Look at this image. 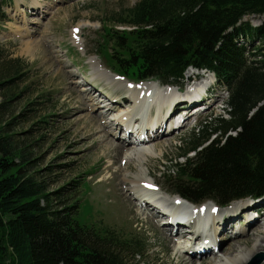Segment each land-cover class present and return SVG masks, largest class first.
Listing matches in <instances>:
<instances>
[{
	"label": "trees",
	"instance_id": "1",
	"mask_svg": "<svg viewBox=\"0 0 264 264\" xmlns=\"http://www.w3.org/2000/svg\"><path fill=\"white\" fill-rule=\"evenodd\" d=\"M5 4L0 1V26L10 20ZM252 15L264 16V0H139L115 14L118 24L134 28L127 35L137 45L118 59L122 76L178 86L192 67L212 73L228 93V117L206 118L183 140L178 161L184 163L164 175L169 192L193 204L224 207L264 197V24L245 21ZM127 44V36L117 37L119 48ZM21 84L20 93H33L23 59L0 65V264H143L142 241L82 226L79 200L69 203L73 195L64 196L65 189L48 191L32 158L40 139L17 138L19 126L34 118L33 102L11 113ZM67 197L55 205V198Z\"/></svg>",
	"mask_w": 264,
	"mask_h": 264
},
{
	"label": "rangeland",
	"instance_id": "2",
	"mask_svg": "<svg viewBox=\"0 0 264 264\" xmlns=\"http://www.w3.org/2000/svg\"><path fill=\"white\" fill-rule=\"evenodd\" d=\"M138 1L6 0L3 8L9 14L10 20L6 25L0 26V65L21 58L32 70V78L35 81V85L31 88L33 93H20L21 84L17 88L20 94L19 98H15L13 101L11 113L17 115L24 110L28 102H33L29 109H33L34 118L29 123L19 126L16 132L20 135L17 138L24 144L40 139L37 148L33 151L32 158L36 170H41L38 175L47 182L48 191L56 192L65 189L64 196L73 195L69 203L79 200L81 209L77 220L82 226L95 228L99 232L113 230L126 240L136 238L142 241L146 247L143 264H187L185 257L177 255L173 250L174 244L166 239L171 234L170 226L164 229L162 225L158 224V221L153 223L142 215L138 216L137 208L132 205L128 196L124 195L129 194L132 197V194H136L140 187L145 189L148 186L153 187L152 190L155 194L164 195L163 192L168 194L170 184L164 175L169 168L175 167L178 156L184 148L183 140L188 139L192 132L197 130L209 116L228 117L224 111L228 93L224 87L218 84L216 78L205 76L203 82L207 81L211 89L209 101L205 106H203L204 104H200L201 107L198 105V108H202L198 116H189L187 118L188 125L180 131H175L174 134L170 132L172 122H180L181 116L176 115L169 118L167 126L169 129L163 128V132L160 131L162 132L160 141L163 144L155 142L157 138L148 137L146 139L150 146H158L156 150L158 158H149L146 167H139L136 162H130L128 170L125 169L128 161L125 159V154H132L131 150L136 147L135 145L140 146L134 143L138 142L136 137H138L139 130L135 129L137 132L130 138V141H127L129 143L125 146L123 154L111 155L112 152L115 153L113 148H110V152H105L104 146L110 140L105 138L106 131L113 133L111 136L108 132V135L113 139L115 145L118 142L121 144L126 142L124 141L125 133L123 130L115 129L113 124L103 129L105 133L102 136L97 135L94 131L101 129L98 128L99 125L94 122V117L91 116L94 115L95 107L92 106L94 103L92 104L88 99L94 101V98L90 97L95 92L112 93L115 88L109 85L111 83L118 85V81H120L126 85H132L128 80L136 82V79L129 74L122 76L118 72L120 67L118 59L127 57L128 49L134 51L137 45L133 42L134 39L127 35L134 28L118 24L122 19L115 14L133 7ZM244 19L254 27L264 24V16L252 15ZM119 36H127L128 46L126 49L117 46V37ZM256 44L258 47L259 43L256 42ZM93 58L96 60V64L93 63ZM134 70L129 71L133 72ZM69 76L73 77V80ZM181 85L184 89L192 85L191 82L187 83V72L181 80ZM90 87L93 90L87 94V89ZM207 88L208 84L199 89ZM173 90L177 91L176 88ZM178 92L184 94V92ZM43 93H51L50 102L41 99ZM97 93L95 96H98ZM189 98L190 95L186 99L177 98L171 106L169 105L170 107L167 106L169 107L167 109L169 110L173 105H180L182 101ZM192 99L198 100L194 97ZM126 101H129L128 97H126ZM126 101L122 104L124 107H121L123 110H120L119 114L129 111V108L125 106ZM198 108L197 110H199ZM99 109L101 108L97 107V110ZM167 109L162 111L161 108H158L156 111L161 116ZM117 110H113L111 113L116 116L118 115L115 114ZM95 114L100 115L101 111L99 110ZM113 115L105 118L103 122L109 121ZM146 119L151 120L149 112ZM42 121L45 123H38ZM85 124L92 125V128L86 127ZM120 125L122 126L124 123L121 122L119 127ZM31 128L33 130H29ZM115 130L117 132H114ZM30 131L31 133H27ZM99 133L101 134V131H98ZM141 134L144 135L142 132ZM113 158H115L116 165L112 163ZM178 162L184 163V159ZM122 164L125 171L120 166ZM111 165L110 170L108 167ZM133 169L137 171L134 172ZM118 170L121 172L116 173ZM139 170L143 174L147 171L148 176L150 174L151 178H155L156 180L153 178L152 180L154 183L160 184L162 192L159 187H154L153 184H141L138 187H134L135 184H132L133 190L129 189L127 192V187H131L129 184H122L120 179L123 177L122 174L134 176ZM144 180L150 179L146 176ZM68 197L64 200L55 198V205H61L63 202L68 203ZM135 203H139L138 200L136 202V197ZM60 209L62 208L60 207ZM144 209L146 212L151 211V209H146V206ZM240 211L247 213L253 223L260 224L259 229L264 232V201L235 208V212L241 213ZM222 213V217L234 214L228 211ZM253 214L256 216L252 217ZM221 216L219 218H222ZM236 220L237 223L233 225L230 233L224 234L226 240L240 233L239 230L248 227L247 223L250 222L246 214L239 215ZM251 238L253 240L248 244L249 247H252L254 242V237ZM244 241L240 240L239 243L236 242L233 245L236 246L238 243L240 246L238 252L230 254V250L227 249L223 253H218L221 255L219 257L234 259L239 251L243 250L246 252L240 256L244 255L246 259L248 258L247 264H250L259 253H264L263 244V251L250 257L251 252ZM211 246L218 250L213 243ZM192 248H196L195 244ZM206 253L208 256L209 252ZM185 255L190 256V254ZM211 258L214 257L204 260L198 256L196 262L200 263L204 260L203 263L208 264L207 261Z\"/></svg>",
	"mask_w": 264,
	"mask_h": 264
},
{
	"label": "bare ground",
	"instance_id": "3",
	"mask_svg": "<svg viewBox=\"0 0 264 264\" xmlns=\"http://www.w3.org/2000/svg\"><path fill=\"white\" fill-rule=\"evenodd\" d=\"M93 63L96 64V60L93 58ZM206 74H208L206 72ZM70 75V74H69ZM212 75V74H210ZM213 76V75H212ZM72 80L73 77L69 76ZM123 81V80H122ZM190 81V79H189ZM127 82V80H126ZM129 83H131L132 85H126V83H121L120 81H118V85L111 83L109 85H111V87L115 88L112 93L107 94V93H97L95 92L92 97H90L91 99L94 98V101L89 100L90 102H92V106H94L95 108L93 109V113L94 115H91L92 117H94V122L96 124L99 125V129L101 130H95L94 132L97 133V135L102 136L105 132L103 129L108 128V125H113V121H116L114 123V128L115 129H120L123 130V132L126 134V136L124 137V141L123 144L119 143L117 145H115L113 143V139L109 138L110 136L108 135V132L111 134V136L113 135V133L111 131H106L107 135L105 133V138L108 140L107 144L104 146V150L105 152H110V148H113L115 153L112 152V154H114L115 156H117L119 153L123 154L125 151V146L127 145V141L129 140V137L131 135V137H133V135L137 132L136 130H138V128H141L142 131L138 132V137H140L139 140V145L131 150L132 154H125V159H127V164H126V168L128 170V167L130 166V162H136L137 165L146 167V163L148 162L149 158L151 157H157L156 156V150H157V145L154 146H150L149 145V141L146 139L148 137H152V138H157L156 141L161 142L163 144L162 141H160L161 139V134H162V129L159 126L158 122L154 120L153 125L149 123V121H151L153 118L150 119H146L147 114L149 112V114L153 115L154 111L158 108H161V110H164L165 108H169L172 104V102H174L178 97V93L175 92V90H172V88L170 87H164L161 86L159 83L154 82V81H148V82H143V83H134L132 81H129ZM127 86V87H126ZM126 87V88H125ZM193 87V86H192ZM189 87V88H192ZM86 89V88H85ZM122 89V90H120ZM92 87H90V89L87 90V94L91 93L92 91ZM193 90L196 91L195 94H192V98H196V99H200L198 96L200 95L201 92L204 93V89H199V88H194ZM187 92L190 93L189 89H187ZM96 93L98 94V96H95ZM114 93V94H113ZM149 94H152L151 98H150V103L148 104V106H144V104L147 102L146 99H144L142 102L141 100L139 101V99H142L145 96H148ZM142 95V96H141ZM194 95V96H193ZM139 96V97H138ZM189 96L186 95V97ZM106 97V98H103ZM125 97V98H124ZM126 97L129 98V101H126ZM149 97V96H148ZM160 97H165V98H160ZM88 98V97H87ZM188 99L187 101H185L184 103H181L180 105H176L175 109L179 108V109H184L189 107L190 103L192 101H194L195 99ZM86 99V98H85ZM213 100V99H211ZM124 101H126V107L129 108V111H127V113H120L123 109V103ZM209 101V99H208ZM154 103V104H153ZM122 105V106H119ZM170 105V106H169ZM169 106V107H167ZM202 105H200L201 107ZM97 107L101 108L99 109L101 111L100 115H96L95 113H97L99 110H97ZM122 107V108H121ZM118 109V110H117ZM202 109V108H201ZM198 112H200V110ZM113 110H117L115 114H119L115 117H110L109 119L111 120H106V123L103 122V120H105V118H107L108 116H111L114 113H111V111ZM121 110V111H120ZM138 111V116H140L142 118V120H138L135 123H130L126 128H123L124 126L119 127V124L121 122L127 121V119H123V115H126L128 118H131L132 116H134L133 114ZM180 114H182L183 116L186 114V110L183 112L180 111ZM139 118V117H137ZM113 120V121H112ZM110 123V124H109ZM131 124H133L132 129H131ZM86 127H90L92 128V125H87L85 124ZM136 129V130H135ZM146 131V137H143V135L141 134V132L144 134V130ZM98 131H101V134H98ZM162 131V132H160ZM114 132H117L116 130ZM146 141V142H143ZM154 144V142H153ZM158 158V157H157ZM114 159L112 160L113 165H116V163L114 162ZM121 168L124 170V166L123 164L120 165ZM111 166L108 167V169L111 170ZM125 171V170H124ZM130 171V170H129ZM134 172L135 169H133ZM120 173L121 171L118 170L116 173ZM122 178H120L122 180V184H129V187H127V192H129V189L133 190L132 184H135L134 187H138L139 185L143 184V185H150L153 184L154 187H159L160 191H161V186L159 183H154L151 175L147 174V171L145 174H143L140 170L138 171V173L134 176H129V174L124 175L122 174ZM142 178H141V177ZM148 177L150 180L146 181L144 180L145 177ZM154 180H156L155 178H153ZM121 183V182H120ZM143 189H140L136 191L137 195L139 198H149L150 196L154 195V190L152 186H148V187H142ZM124 190L125 187H124ZM126 192V193H127ZM162 192V191H161ZM123 193H125L123 191ZM165 195L160 194L161 196L158 198L159 201L161 202L162 205H168L170 204L173 211L175 213H173L172 215H167L165 214V212H163L160 208L157 207H153V205L150 203L144 201L142 203V201H138L139 203L136 204L135 203V194H132V197L127 194L124 196H128L129 200L131 201L132 205L134 207L137 208V212L136 214L142 215L145 217L146 220L152 221L153 223H155L158 218H165L161 221H163V223H165V227L164 229L168 228V226H170V230H171V234L169 236H167V240H169L172 244H174V252L177 255H180V257H185V262H187V264H204L203 261L206 258H210V257H214L213 259L211 258L208 264H247L248 258L246 259L244 255L240 256L242 253H245L246 251H239L238 255L233 259L231 257H222L220 258L218 255V253H223L225 252L227 249L230 250V254H232L233 252H238L240 246L238 245L240 240H245L244 242L246 243V247L249 248L248 250L251 252L250 253V257L255 255L258 252L263 251V244H264V232L262 230L259 229L260 224H255L253 223V221H251L249 215H247V213H244V211H240L241 213H237L235 212V208L236 206H233L229 209L228 212L234 213L231 216H221L223 213L222 211H219L217 207H215L216 205L212 202H207L205 203L206 205L204 207H202L198 212H193V208L192 205H190L189 202H185L184 200L180 199V197H178L177 195L171 194L168 192V194L164 193ZM155 196V195H154ZM128 200V198H126ZM174 198V199H173ZM137 202V199H136ZM209 205V206H208ZM215 205V206H214ZM146 206V209L150 210L153 207V213L152 212H146L144 207ZM144 209V210H143ZM251 212V211H250ZM185 213V215H184ZM204 213H206V215L212 217V223L209 227V229L207 227H203V230L200 232L197 230V223L195 222H184L182 221V215H184V217L188 220H191L193 217H195L196 215H203ZM252 213V212H251ZM246 214V217L248 218V220H250L249 223H247L248 227H246L245 229H240L239 231H241L240 233L235 234L233 237L229 238L228 240H226V238H224V234H229L230 230L232 229L233 225L235 223H237L236 217H238L239 215H243ZM181 216V217H180ZM215 218H214V217ZM219 216H221L222 218H219ZM152 223V224H153ZM257 225V226H256ZM169 230V231H170ZM176 230V234L173 235V233ZM244 230V231H243ZM254 237V242L252 247H249L248 244L252 242ZM178 238H183L181 239L182 242H177ZM194 243H192L193 241ZM250 240V241H249ZM189 241H191L189 243ZM236 246H233L234 244H236ZM212 243L215 245V247L218 248V250H216V248H214L212 245ZM244 243V244H245ZM195 244L196 248L193 249L192 248V253L190 254V256H186L185 254L187 250L192 247V245ZM199 247V249H198ZM212 248V249H211ZM196 249H198V251H195ZM199 250H201L200 252H202V250H205L206 252H209V255L207 256V253H203L201 254L199 252ZM189 255V254H188ZM201 257L202 260L200 263L196 262V257ZM187 257V258H186ZM244 258V259H243ZM237 260V263H236ZM239 261V263H238ZM207 264V263H206Z\"/></svg>",
	"mask_w": 264,
	"mask_h": 264
},
{
	"label": "water",
	"instance_id": "4",
	"mask_svg": "<svg viewBox=\"0 0 264 264\" xmlns=\"http://www.w3.org/2000/svg\"><path fill=\"white\" fill-rule=\"evenodd\" d=\"M246 202L257 203L259 202V200L258 199L247 200ZM263 262H264V253L261 252L253 259V261L250 264H263Z\"/></svg>",
	"mask_w": 264,
	"mask_h": 264
}]
</instances>
